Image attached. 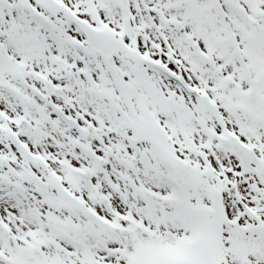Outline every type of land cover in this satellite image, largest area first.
<instances>
[{
  "label": "snow or ice",
  "instance_id": "1",
  "mask_svg": "<svg viewBox=\"0 0 264 264\" xmlns=\"http://www.w3.org/2000/svg\"><path fill=\"white\" fill-rule=\"evenodd\" d=\"M0 264H264V0H0Z\"/></svg>",
  "mask_w": 264,
  "mask_h": 264
}]
</instances>
